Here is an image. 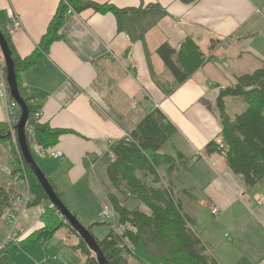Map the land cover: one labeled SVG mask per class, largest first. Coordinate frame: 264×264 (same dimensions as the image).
Listing matches in <instances>:
<instances>
[{"label": "crops", "instance_id": "0c3cea01", "mask_svg": "<svg viewBox=\"0 0 264 264\" xmlns=\"http://www.w3.org/2000/svg\"><path fill=\"white\" fill-rule=\"evenodd\" d=\"M80 1L107 4L124 13L117 17L87 10L68 15L60 39L49 46L40 64L19 75L27 94L38 98L39 123L71 132L59 136L48 149L61 151V160L50 159L45 154L48 150L40 151L34 144L31 154L38 168L70 210L83 199L80 196H87L86 202L94 208L92 220L107 201V193L103 198L95 196L91 173L101 169L110 146L127 137L157 104V112L176 129L161 151L182 157L169 176L164 168L161 171L207 254L217 264H264V193L260 196L257 190L247 189L222 157L203 155L206 145L221 133L216 107L220 91L264 64V0ZM59 2L0 0V31L8 34L9 10L21 24L9 36L17 57L24 59L37 48ZM188 38L197 44L205 61L178 86L158 50L163 45L176 50ZM3 60L0 54V73ZM225 113L230 120L240 114ZM5 117L0 98V124H5ZM192 160L196 161L191 165ZM2 184L16 192L8 176ZM214 208L216 217L211 214ZM7 212L4 206L0 209V244L11 230ZM73 212L89 221L79 211ZM38 214L28 211L19 218L16 228L24 234L14 244L18 248L7 255L1 253L0 261L80 264L83 255L72 249L79 238L77 245L60 244L56 232L43 245L25 241L41 224L35 221Z\"/></svg>", "mask_w": 264, "mask_h": 264}, {"label": "trees", "instance_id": "16d2710c", "mask_svg": "<svg viewBox=\"0 0 264 264\" xmlns=\"http://www.w3.org/2000/svg\"><path fill=\"white\" fill-rule=\"evenodd\" d=\"M68 7L72 8L76 14L91 10L94 13H112L119 17L121 13H124L107 4L60 0L37 48L24 59L17 57L9 36L3 34L11 53L18 92L28 110L25 127L26 142L29 148L34 143L44 152L56 145L59 136L71 132L51 129L48 125L37 122L35 114L40 112L38 98L27 94L19 82V75L39 65L42 57L47 54L49 46L60 39V29L68 18ZM158 55L178 86L185 83L205 61L204 54L190 38L176 50H172L167 45L161 46ZM2 74L6 79L5 67ZM225 97H237L246 105L245 110L236 115L233 120H230L225 113L223 102ZM9 98L12 100L10 95ZM216 107L222 127L221 133L216 140L206 145L203 155L222 157L228 169L241 177L247 189L259 182H264V67L235 78L232 87L220 91ZM16 108L20 117L21 111L17 105ZM175 133V127L160 112L155 111L146 115L127 137L110 146V150L115 155V161L109 162L107 176L113 190L118 193L121 185L124 184V194L138 199L142 205L146 206L148 213L139 209L130 210L125 205L122 207L115 195H107V199L118 213L121 237L131 241L136 248L130 261H126L117 248L118 238L112 236L110 231L102 241L94 239L107 264H134L135 261L139 264H217L207 254L198 236L191 230L193 222L182 214L179 202L171 193V184L169 188L161 184L158 170L164 168L166 175L169 176L176 167L177 160L182 158L180 154L170 156L161 151L162 146ZM9 140L7 125L0 124V144H8ZM198 158L200 155H197ZM23 163L28 176L29 190L33 196L29 206L31 207L48 198L34 174L25 162ZM180 166L187 168L182 162ZM142 173L143 177H149L148 182L156 187L146 186L144 180L140 178ZM43 174L48 180L46 174L44 172ZM48 182L51 185L49 180ZM53 191L64 205L61 195L54 188ZM0 194L2 196L0 209L3 206L9 208L8 201L12 190L1 184ZM40 221L42 228L33 232L25 241L43 245L52 240L61 227H66L79 238V244L72 249L78 250L83 255L84 260L80 264H98L95 255L51 204L49 208L43 210ZM17 246L10 244L0 254L10 252ZM153 248L158 250L157 254L150 252Z\"/></svg>", "mask_w": 264, "mask_h": 264}, {"label": "built area", "instance_id": "2783aa9c", "mask_svg": "<svg viewBox=\"0 0 264 264\" xmlns=\"http://www.w3.org/2000/svg\"><path fill=\"white\" fill-rule=\"evenodd\" d=\"M8 14L10 17V23L7 28V33H8L7 35L12 36L20 28L21 24L19 19L15 17L14 12L12 10H9ZM67 14L74 15L76 13L72 8L68 7ZM221 45L225 47L226 43L224 42ZM7 89L8 87H7L6 79L4 78L3 74L0 73V98L4 103V109L6 115L5 124L8 127L9 136H10V140L8 142V149L11 152L10 157L13 158L14 160V164L11 169H8L6 166L4 169L1 170V172L4 173L5 171H7V176L11 186L19 184V182L22 181L23 183L21 184V186L23 192L22 193L13 192L8 201L9 208L7 212V217L11 224V230L5 237L3 243L0 244V252H2L8 245L16 244L20 240V237L24 234V232L15 233L16 226L22 213L31 205L33 201V196L31 195L29 190L27 172L17 143L15 126L18 123L19 117L17 113L16 103L10 100ZM158 107L159 106L157 104H154L153 108L149 110L150 113L157 111ZM41 116H42L41 112L35 114V119L37 120V122L40 121ZM45 154L50 159L56 161L61 160L63 158V153L59 150H48ZM106 158L108 162L113 163L115 161V155L110 149L106 153ZM195 161L196 160H192L190 164H193ZM1 184L2 182L0 180V185ZM1 197L2 196L0 194V198ZM261 203L264 204V200H262ZM211 214L216 217L218 214V210L216 208L212 209ZM99 217L103 221V223L109 227V231L111 232L112 236L118 238L117 248L121 251L120 253L121 257L126 261H130V257L135 253V249H136L135 245L131 241L125 239L124 237H121V231L118 227V221H119L118 213L116 212L114 206L108 199L101 206ZM42 226L43 225L39 224L35 231L41 229Z\"/></svg>", "mask_w": 264, "mask_h": 264}, {"label": "rangeland", "instance_id": "374dc122", "mask_svg": "<svg viewBox=\"0 0 264 264\" xmlns=\"http://www.w3.org/2000/svg\"><path fill=\"white\" fill-rule=\"evenodd\" d=\"M255 43L258 44L259 41H255ZM0 54H1V60H3V56H2L1 51H0ZM1 65L3 66V63H1ZM260 66L264 67V64L262 63ZM118 97H119L118 98L119 101L124 102V96L123 95H119ZM243 104H244L243 102H240L239 100H234V98L229 97V98H227L226 102L224 100V106H225L224 110L228 111L230 115L234 116V114H238V113H241V111H243V108H245V104L244 105ZM33 150H34V143H32V146L30 148V152L32 153ZM10 153L11 152L8 149L7 143L0 144V180H1V182H4V183L7 182V171H5L3 173V172H1V170L4 169L6 166L8 169H11L13 167V164H14V160H13V158L10 157ZM101 164H102L101 169L98 172L93 171V173H91L92 177H90L91 191L95 194V196H98V198H103L104 197L103 193H105V194L107 193V195L113 194L118 199L119 203H121L122 205H125V207H127L128 209H130V210L139 209L140 211L148 213V209L146 208V206L142 205L138 199L133 198V197H128L126 193L124 194V184L121 185L120 191H118V193L113 190V187L111 186V184L108 180V176H107V167L109 165L107 158H105V160L102 161ZM158 174H159L160 179L162 180L161 184L163 186L169 188V184H171V183H169V181H167L164 178V173H163V171H161V169L158 170ZM140 178L142 181L144 180V183L146 186L156 187V185H152L148 182L149 177L148 178H147V176L143 177V173L141 174ZM22 183L23 182L20 181L19 184L15 185L14 188H15L16 192H18V193L23 192V189L21 186ZM252 189L257 190L258 195L261 196V193H264V182H259L257 185L250 188V190H252ZM171 191H173V190H171ZM243 192H245V191H243ZM172 195H173V193H172ZM79 198H83V199L81 201H79L77 204H75L71 210L64 203L65 207L69 210V212L72 215H74L76 217V219L80 223V225H82L86 229H89L91 235L93 236V238L95 240L102 241L105 238V236L108 234L109 227L106 224H104L103 221L100 219V217H99L100 210L97 213V215H95L93 217V219L90 220L92 217V214H93V210H94L93 205L91 203L86 202L87 196L85 197L83 195V196H80ZM173 198H175L174 195H173ZM49 207H50V202L48 200H43L37 205H33L31 207H28L22 213V215L28 211H36L39 214H38V217L35 218V221L37 222V224H39V223H42L40 221V216H41L43 210H45L46 208H49ZM73 211H79L81 214L84 215V218L88 219L89 221L86 222L84 219L78 218L77 215ZM35 221L32 224H35L36 223ZM10 228H11V226H10ZM18 230L19 229L16 228V231H18ZM21 231H22V229L19 230V232H21ZM55 239L59 240L60 244H67V245H75L76 244L77 245V243H78V237L75 236L73 233H71L69 231V229L66 227H61L57 231V236ZM17 248L18 247H15V249H17ZM156 251H158V250H156L155 248L150 249V252H153L155 254H157ZM11 254H9V255H11ZM2 255H7V252L5 254H2ZM2 255H0V256H2ZM16 255H17V253H15V255L13 256V259H15ZM0 264H9V263L6 259H3L0 261Z\"/></svg>", "mask_w": 264, "mask_h": 264}, {"label": "water", "instance_id": "95a60500", "mask_svg": "<svg viewBox=\"0 0 264 264\" xmlns=\"http://www.w3.org/2000/svg\"><path fill=\"white\" fill-rule=\"evenodd\" d=\"M0 51L2 53L4 64L6 68V83L11 99L16 103L21 111L18 123L15 126L16 137L18 147L23 159V162L29 167L30 171L34 174L38 183L42 187L44 193L46 194L48 201L51 206H53L57 212L65 219V223L68 224L72 230L80 237V239L85 243L87 248L95 255L98 264H107L104 259L96 241L90 234L88 229L80 225L76 217L72 215L69 210L60 202L52 186L49 184L43 172L38 168L35 163L33 156L30 152V148L26 142L25 138V127L28 120V110L25 103L22 101L17 87L16 75L14 72L13 61L11 59V53L8 49L7 42L4 38L3 33L0 31Z\"/></svg>", "mask_w": 264, "mask_h": 264}, {"label": "bare ground", "instance_id": "6f19581e", "mask_svg": "<svg viewBox=\"0 0 264 264\" xmlns=\"http://www.w3.org/2000/svg\"><path fill=\"white\" fill-rule=\"evenodd\" d=\"M133 256V255H132ZM132 256L130 257V259L132 258Z\"/></svg>", "mask_w": 264, "mask_h": 264}]
</instances>
